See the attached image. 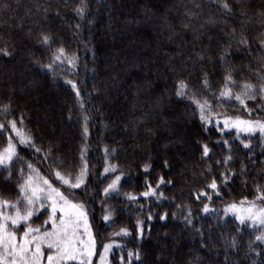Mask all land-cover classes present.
I'll return each mask as SVG.
<instances>
[{"label":"trees","instance_id":"trees-1","mask_svg":"<svg viewBox=\"0 0 264 264\" xmlns=\"http://www.w3.org/2000/svg\"><path fill=\"white\" fill-rule=\"evenodd\" d=\"M0 49V213L33 210L14 228L51 225L26 199L50 185L107 264H264V0H0Z\"/></svg>","mask_w":264,"mask_h":264},{"label":"rangeland","instance_id":"rangeland-1","mask_svg":"<svg viewBox=\"0 0 264 264\" xmlns=\"http://www.w3.org/2000/svg\"><path fill=\"white\" fill-rule=\"evenodd\" d=\"M50 185H42V184H32L33 188H42L44 189L43 192L39 193L40 200L36 203L37 205L41 204L42 200H46L50 204V214H49V220L51 222V225L45 229H39V231H33L29 234L27 237L28 240L33 241L32 244L29 245L30 251L27 253V259L28 264H49V261L47 259L48 256H57L58 252L55 247L49 248L47 245L49 243L54 242L58 237L57 235L47 236L45 237V233H58L59 236L62 238L64 236V233L67 232V238L72 239L75 238L77 241V252L85 251L84 244H88L89 239L91 238L92 241H94V249L92 250L91 255V264H107V258L109 251L105 255V246L110 245V243H106L104 247L100 250V247L98 243L95 240V235L93 233L92 227L90 225L88 212L84 205H82L81 202L76 201L74 199L68 198L64 196L58 189L57 192L60 193V196L63 197V199L60 198V196L56 195V192H52L51 189L52 186ZM49 194L51 195V198H49ZM67 201V203H65ZM55 202V213L53 214V203ZM72 205L80 206L79 208H73ZM235 206V205H234ZM242 207H236L235 209L238 212H242ZM252 208V207H251ZM256 209V206H255ZM261 209V211L256 215L260 220L264 219V208H258ZM254 208L251 209V213H253ZM82 212L84 215L80 216L79 213ZM26 214V213H24ZM8 217L7 214L3 215L0 213V224H8L5 220H2L1 218ZM86 217V220H85ZM259 220V221H260ZM63 221V223H62ZM85 225L87 226V231L85 230ZM19 228V226H18ZM29 228L31 229H38L32 228V227H26L24 231L21 229L14 228L8 224V232L12 233L17 238V243L22 242V238L24 235V232L27 231ZM90 233V236H89ZM2 235V233H0ZM43 238V239H40ZM80 241H83L84 243L81 244ZM39 245L40 247V253L36 257V260L33 261V253L36 252V246ZM110 250V249H109ZM16 259L18 264H23V261L19 260V257H13L8 254V252L5 250V247L3 245H0V264H12V260ZM103 258V259H102ZM81 259L84 260L85 264L88 262V257L85 255L83 257H79L74 260H67V259H61L59 261V264H80ZM52 264H57V261L54 260Z\"/></svg>","mask_w":264,"mask_h":264},{"label":"snow or ice","instance_id":"snow-or-ice-1","mask_svg":"<svg viewBox=\"0 0 264 264\" xmlns=\"http://www.w3.org/2000/svg\"><path fill=\"white\" fill-rule=\"evenodd\" d=\"M223 7L225 9L229 8V5L227 3L223 4ZM77 11H80L79 9ZM48 38L45 37V42H47ZM0 52H2L4 55H10V53H8L6 50L0 49ZM61 54H63V50H60ZM230 79V77L228 78ZM75 87V86H73ZM246 87H251L246 86ZM187 88V85L183 82L180 81L179 85H178V91H177V96H183L185 94V89ZM262 91H264V89H262ZM230 92L225 91L221 93V96H229ZM237 100L240 101V103L243 104V100H241V98L239 96L236 97ZM207 105V101H205L204 104L200 105L201 110L203 112V110L205 109ZM202 120H206L207 118L202 115L201 116ZM227 123V122H226ZM257 124H259V122H257ZM13 127H15V125L13 124ZM243 131H248V132H253L256 131L257 128L254 125H250L249 127L242 129ZM259 130L261 132H264V124H259ZM245 147H247V145H245ZM6 153H8V155H0V164H5L8 160L11 159V152L9 150H5ZM208 148L205 146L204 148V155L208 154ZM83 171L81 173V177L77 178V183L72 184V187H79L80 184L83 183ZM57 176L64 182V183H69V181L67 179H64V177L60 176L59 173H57ZM119 179V178H117ZM45 184H47L48 182L45 181ZM50 187V186H49ZM115 187V182H113L112 185H109V188H114ZM211 188L215 189L217 187L215 181H213V183L210 185ZM44 189L42 188H33L32 189V197H26L28 205L31 206L34 204V202L39 201L40 200V195L39 193L43 192ZM52 192H56L57 196H60V193L57 192L55 189H51ZM106 192L108 191V189L105 190ZM203 194V193H202ZM147 195V193H146ZM49 198H51V195L49 194ZM61 199H63L62 196H60ZM65 203H67V201H65ZM5 207L8 206L7 202H4ZM12 207H16L15 205H12ZM73 208H79L80 206L77 205H72ZM235 207V206H233ZM55 202L53 203V214L55 213ZM207 210V209H206ZM249 212H251V209H249ZM33 215V210L31 209V207H29V209L27 210L26 214H22L19 210L16 212L15 216H8L5 217V219L7 221H10L11 225L13 227H18L22 222H26L31 216ZM80 216H83L84 214L82 212L79 213ZM108 217H105V220H107ZM238 219H240L241 223L244 222V219L242 217H238ZM253 219H256V217H253ZM86 220V217H85ZM63 223V221H62ZM260 223H264V219L260 220ZM85 230L87 231V226L85 225ZM33 231H39V229H31L29 228L27 231L24 232L23 238H22V242L21 243H17V238L15 235H13L12 233L8 232V224H0V233H2V235H0V245H3L5 247V250L8 252L9 255L13 256V257H19L20 261H23V264H28V259H27V253H29L30 248L29 245L32 244L33 241H30L27 239V237L29 236V234ZM123 231V230H122ZM52 235H57V239L52 242L49 243L47 246L49 248H53L55 247L57 249L58 255L57 256H48L47 259L49 261V264H52V262L54 260L57 261V264H59V261L61 259H67V260H74L77 259L78 256L79 257H83V256H87L88 257V262L87 264H91V255H92V250L94 249V241L91 240V238L89 239L88 244H84V249L85 251H80L79 253L77 252V241L75 238L69 239L67 238V232L64 233V236L61 238L59 236L58 233L54 234V233H45L44 236H52ZM90 236V233H89ZM43 239V238H40ZM264 239V236H258L257 240H262ZM81 244H83V241H80ZM110 245H106L105 246V255L107 254V252L110 249ZM38 254L40 253V247L39 245L36 246V252L33 253V261L36 260V257ZM133 255L132 253H129V256ZM138 258V257H137ZM103 259V258H102ZM12 264H18L17 260L14 258L12 260ZM80 264H85L84 260L81 259Z\"/></svg>","mask_w":264,"mask_h":264}]
</instances>
